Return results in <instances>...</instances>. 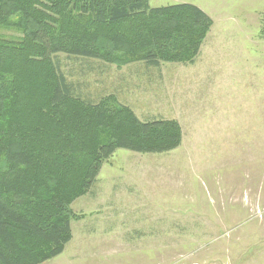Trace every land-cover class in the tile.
<instances>
[{
	"label": "rangeland",
	"instance_id": "374dc122",
	"mask_svg": "<svg viewBox=\"0 0 264 264\" xmlns=\"http://www.w3.org/2000/svg\"><path fill=\"white\" fill-rule=\"evenodd\" d=\"M179 3L212 19L190 61L51 55L74 95L176 120L181 142L116 149L69 205L63 252L41 264H264V0H149Z\"/></svg>",
	"mask_w": 264,
	"mask_h": 264
},
{
	"label": "trees",
	"instance_id": "16d2710c",
	"mask_svg": "<svg viewBox=\"0 0 264 264\" xmlns=\"http://www.w3.org/2000/svg\"><path fill=\"white\" fill-rule=\"evenodd\" d=\"M211 24L190 3L0 0V264L61 254L72 236L69 205L116 149L167 151L181 142L176 120H139L114 95L97 103L74 95L51 55L190 61Z\"/></svg>",
	"mask_w": 264,
	"mask_h": 264
}]
</instances>
